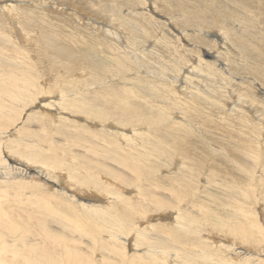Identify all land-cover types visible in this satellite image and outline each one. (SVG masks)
<instances>
[{"label":"rangeland","instance_id":"rangeland-1","mask_svg":"<svg viewBox=\"0 0 264 264\" xmlns=\"http://www.w3.org/2000/svg\"><path fill=\"white\" fill-rule=\"evenodd\" d=\"M10 1L15 0H0V5L9 4ZM53 1L55 0H34L32 2L35 4H32L31 0H22L20 4L14 3L17 5L13 12L16 29L0 11V72L8 74L10 71H14L17 74L19 71H30L32 76H29L35 88L42 91L39 93V100L30 97L31 104L24 105L21 103L22 105H18V108L11 109L12 118L7 120L4 118L6 115H0V133L8 132L6 138L5 135L2 136L4 138L0 136L1 152L4 148L3 156L8 155L10 149L12 151L19 149L23 152L22 155L15 154L19 160L25 158L23 154L32 153L30 148L15 146L16 143L14 144V142H17L15 140L17 137L35 141L36 149L34 152L38 155L37 159L41 160L49 156L46 160L48 166H58L57 169L60 172L68 173L74 181L80 173L82 179L85 176L84 179L86 178L90 188L95 187V191L101 187L98 181L100 177L107 178L111 182L109 185L106 184L107 186L117 185L120 190L131 192V195H138L142 191L145 198H150L154 202H161L167 209H171L172 212L175 211L172 215L180 210L181 215L190 214L192 219H196L199 224L205 226V229L214 232L212 234L214 241H216L217 235L224 242H234L236 249L234 253H244L245 250H248L247 246L242 245L245 241L238 235L240 231L238 222H242L246 217L237 216L236 218L234 213L228 210V203L234 205L238 201L240 202L238 204L242 206H245L247 202L256 205L260 200L252 211L264 215V180H262L263 182L260 180L262 179L261 174H264V153L261 150L260 136L252 138L248 134V125L246 124L250 125V116H252H249V105L247 103V105L236 104L237 108L233 115L241 113L240 109H242L246 113L247 119L234 118L230 113L225 114L230 106L228 98L225 97L227 90H212L213 95L219 91L218 94L223 98H218V104H213V107L211 103L196 102L197 100L191 99L190 96H185L186 91L179 90V84L182 85L184 80L181 79L180 83H177L176 77H173L176 75L173 73L164 75L168 81L170 79L171 86L168 90L166 88L163 90L162 82L158 81L164 79L163 76L161 79L154 80L151 73H147L153 67L156 68V72H159V69L157 66H146L145 63L149 60L154 64L153 59L161 57L166 63L167 51L174 49L175 54H177L183 48L180 56L187 64L191 63L192 65L193 62L194 65L199 54L203 58L205 56L200 51L201 48L202 50L209 49L210 54L214 53L213 55L217 57L215 51H222L223 49L215 47L212 42L215 37L212 38L211 36L214 33L220 36L226 35L224 37L227 38V45L234 51L241 49V53L244 54L240 61L246 63L238 64L237 67H233L232 62L228 65L233 69L235 68L233 72V74L235 73V80L232 83H241L242 77L245 78L250 73L248 69L250 65V67H254L258 63H263L253 58H257V53L260 52L264 57V49H262V47L264 48V0H157V4L160 3L157 8H153L151 0H56L59 2L53 8H43L42 3L46 2L51 5ZM70 2H74L79 8L87 12L88 19H85L84 16V19L79 21L75 16L71 17L72 13L69 12L68 5H66ZM64 5L67 8L62 10ZM26 12L29 13L27 17ZM100 19L107 25L113 19V22L120 25L125 33H128L135 41H138V44H141L137 45V48L131 47L128 50L138 60L137 65L132 56H127L126 52L119 49V44L105 40L102 33L93 30V27L89 25V23L94 25H96L95 22L100 23ZM202 31H207L210 35L205 36ZM176 33L178 34L177 37L174 36ZM25 34L31 35L32 39L24 40L22 37H25ZM155 39H159L163 47L154 46L153 40ZM257 42L260 43L258 47L255 46ZM178 43H181V48L178 47ZM116 45L119 46L116 48ZM164 45H167L168 49ZM221 46L223 47V45ZM139 47L143 49L145 47L146 53ZM148 51L152 53L147 54ZM18 53H22L28 59L19 57ZM221 58L219 57L220 63H225L224 57ZM229 58H233V54ZM211 59L205 56V60L212 62ZM187 64L184 71L189 72L190 64L188 67ZM245 64L247 65L244 67ZM27 65L29 68L25 67ZM141 66L144 68L141 69ZM261 66H264V63ZM73 74L82 76L79 82H75ZM52 79L59 82L60 88L65 94L76 93L77 91L87 101L88 105L82 106L83 104L77 103L78 108L69 107V104H66L65 112L61 111L64 118L57 117L54 119L52 117L53 111L49 107H41L43 104L41 100L47 103L53 99L54 95L51 94L53 90ZM42 82H47V84ZM187 86L190 87V85ZM128 88L134 89L150 102L162 107H152L139 98L131 97L132 95L127 93ZM252 90L258 92L257 88H252ZM226 98V102L223 101ZM193 105L196 108H193ZM86 108H89L88 112L92 113L91 116L93 114L97 116L93 122L87 121L85 117L87 114L84 112ZM223 109L225 112L222 111ZM100 121L106 122L105 124L112 128H117L118 131H125L126 134L135 138L136 145H132L130 151H135V155H127L130 145L126 147V144L118 137L106 134V131L103 132L99 126ZM242 131L243 133H241ZM145 143L149 144L146 146ZM207 143L218 146V148L211 151L207 148ZM46 144H49L48 148H46ZM40 145L45 148L46 152L41 150ZM219 147H222L224 151H220ZM153 148L157 150L160 148V150L154 154ZM164 153L165 155L161 156ZM59 154L63 160L60 159ZM183 156H186V160L182 161ZM112 159L114 161H111ZM228 161L230 164L227 163ZM15 162L18 163V160H12L10 163ZM34 165L36 167V164ZM187 166L193 167L191 171L195 175L194 179H191L190 175L188 177L187 173L189 174V172L185 169L188 168ZM240 168H247L248 172L245 174ZM179 173L191 179V187H195L196 191L193 192L190 190L191 188H186L182 182L180 185L176 183L177 186L174 184L175 182L173 183V177H177ZM205 173L211 179V182L207 184L202 181L206 178ZM262 177L264 179V176ZM100 180L102 179L100 178ZM74 184L77 185L76 182ZM4 186L7 189L10 188L9 190H17L15 182L12 181L7 182V184L5 180L0 181V187ZM35 187L36 184H33L32 187V183H29V189L25 191L29 193L36 190V192H40L42 198H46L50 203H53L54 199H58L67 205L68 210L73 211L75 205L70 203L69 199L54 194L53 189L56 187L52 186L51 188L43 185ZM70 189L75 192L77 190L72 187ZM251 189L254 191L253 194ZM242 190L247 192L245 197ZM207 191L212 197L205 194ZM108 192L103 190L94 194L105 197ZM127 196L130 195L127 194ZM127 196L126 198H128ZM6 198H9L8 194L0 191L2 203ZM32 200L34 201V199ZM106 202L108 201L106 200ZM118 203L114 199L110 204L112 209ZM198 206H207L211 212L214 210L213 215L210 212L211 215L208 212L204 214L206 211L202 208V213H198ZM223 207H226L227 210L224 208L225 210L222 211ZM6 211L10 212L9 210ZM157 215H152L150 217L152 220L147 223L139 216H134L130 220H121L123 226H126V221L134 224L130 231L132 235L127 237L129 242L125 247L127 255L126 258H123L124 262L120 261L122 258L120 252L112 253L114 249L112 246H100V243L94 245L88 238L79 237L75 234L67 239V247L72 254L62 256L61 264H70L74 258L80 256L88 259L84 264H139L140 260L136 258L138 255L142 256V262L149 264L145 256L136 253V251L141 252V250L152 245L147 244L148 235H152V239H156L157 244L155 246L160 247L159 249L179 248L181 250L178 258L170 257L168 264H181L182 262L178 259L183 257L184 253L197 258L201 249L203 251L207 249L209 252V260L205 262L207 264H227L229 261L230 264H237L240 259V257H230V255L226 257L219 254L211 239L206 236L208 233L206 234L205 231L200 236L193 233L178 232L177 230H174L173 233L171 231L173 228H170L166 223H161L166 220L159 219ZM217 215L223 216L227 221L217 219ZM78 216L89 221L87 217L81 214ZM33 217H36L35 224H31L33 228L25 238L26 243L24 244L29 247L38 245L40 241V237H38L39 228L44 232L46 229L52 235L57 233L60 236L58 230L52 227L51 219L48 218L45 221L43 217L37 214ZM103 218L105 221L107 220L104 215ZM208 218L213 220L210 221ZM249 218L251 221L254 220L252 217ZM170 221H173V218ZM37 222L43 223L44 226ZM262 222L264 224V221ZM146 224L150 226V230L144 231L145 233L142 234L146 237L141 238L137 231L143 230ZM123 226L120 225V227ZM124 230L127 231L126 228ZM92 232L95 231L92 230ZM173 237L176 239L174 244L170 245L169 240ZM3 238L7 241L6 249L9 251L0 258L3 261L15 263L12 257L23 253L26 247L9 244L15 237L3 235ZM179 239H182L183 243L176 247ZM102 241L104 239H100L99 242ZM186 241L187 246L185 247ZM190 241L194 245L188 249L190 248ZM100 247H105V250L100 249ZM116 249L121 250V247L116 246ZM188 250L193 251L189 252ZM11 251L14 252L13 255H11ZM240 256L243 255L240 254ZM258 257L264 264V252ZM157 264L166 263L158 262Z\"/></svg>","mask_w":264,"mask_h":264},{"label":"bare ground","instance_id":"bare-ground-1","mask_svg":"<svg viewBox=\"0 0 264 264\" xmlns=\"http://www.w3.org/2000/svg\"><path fill=\"white\" fill-rule=\"evenodd\" d=\"M32 1H34V0H31V3L35 4ZM60 1H62V0H60ZM57 2H59V1L55 0L52 2L51 5L47 4L45 2V3H42V5H43V8L44 7L45 8L46 7H52L53 8ZM14 3L20 4V3H22V0H15L12 2L10 1L9 4L0 5V11L5 16V19L9 23H11L13 27H14V18H13L14 13L13 12L16 10V6H17ZM151 3H152L151 5L153 6V8H157V6H160L159 5L160 3L157 4V0H151ZM66 5H68V8H67V6L65 7V5H64V8L62 7V10H65V8L69 9V12L72 13L71 17L75 16L79 21L83 20L84 16H85V19H88L87 12L83 11L82 8H79L74 2H72V3L70 2ZM28 15H29V13H27L26 17ZM95 23H96V25H94L93 23H89V25H91L93 27V30L102 33L104 35L105 40H111L112 41L111 43L119 44L120 45V46L118 45L120 47L119 49L126 52L127 56H132L128 51L131 49V47L137 48L139 45H141L140 43L138 44L137 43L138 41H135L133 39V37L129 36L128 33H125L122 30V28L120 27V25H117L116 23H114L113 19H111V21L108 22V25L104 24V22H102V20L100 23H98V22H95ZM136 27H138V26H136ZM14 28L16 29V27H14ZM203 33L205 34V36L210 35L207 31H205ZM182 34H183V32H182ZM177 35L178 34L176 33V35H174V36L177 37ZM24 36L25 37H22L24 40L29 41L32 39V36L29 34H25ZM224 36H226V35L220 36V35H217L215 33L213 34V36H211L212 38L215 37L212 40L215 47L223 49L222 51H220V50L215 51L217 57L213 55L214 53L210 54L211 52L208 51L209 49H207V48L204 50H202V48H201V50H200L203 55L212 58L211 59L212 62L205 60V56L203 58V56H201L199 54L198 57L196 56L197 58L195 60L194 65L192 62V65H191V63H189L190 66L188 67L189 64H187V62L180 56V53L183 52L182 51L183 48L180 50L178 49L179 51L177 52V54H175V51L173 49V51H171V50L167 51L168 53L165 56V58L167 59L166 63L163 62V60L161 59L162 57L157 58V59H153L154 64H152V62H150L148 60V62H146L145 65L147 64L146 66H149V65L157 66V69H159V72H156V68L153 67V69L152 70L149 69L147 71V73L148 72H149V74L151 73L154 80L155 79L158 80L159 78L161 79V77L163 76L162 77V78H164V79H162L163 81L158 80V81L162 82L161 87L163 88V90H164V88H166V90H168V88L171 86L170 85V83H171L170 79L168 81V79L166 77H164V75H168V73L175 74L176 76H173V77H176L177 83H180L181 79L184 80L181 83L182 85L179 84V88H180L179 90L186 91L187 93L185 96H187V95L190 96L191 99H193L195 101L197 100L196 102H198V101L204 102V104L205 103H211L212 107H213V104L214 105L218 104V102H219L218 98H220V99L222 98L221 95L218 94V93H220L219 91H218V93L213 95V93H211L212 90H222V89L227 90V92L225 93V97L228 98L230 106H229V110H227V112L225 114L230 113L231 115H233V112L236 111V108H237L236 104L245 105L247 103L249 105L248 109L250 111L249 116L252 115V116H250L251 117L250 125L246 124V125H248L247 126L248 127L247 128L248 134L252 138H255L256 136H260L261 150H262V153H264V88H263V86H264V66H261L264 63V61H263L264 57L261 55V52L257 53V56H256L257 58H253V59H255L256 61H259V62H263V63L260 64L257 62L258 64L256 66L253 65L254 67H250L251 65L250 66L248 65L249 66L248 69H249L250 73H248V75L245 78L242 77L241 83H238V84L232 83V81L234 82V80H235V77H234L235 73L233 74L235 68L233 69V67H235L236 65L238 66V64L241 65L243 62H245V61H243V62L240 61L242 58V55H244V54L241 53L240 48H239L240 50H238V51H234L232 48H230V46H228L226 43L227 38ZM178 39L180 42L179 37H178ZM153 44H154V46H156L158 48L163 47L162 46L163 44L160 42L159 39L153 40ZM180 44L178 43L179 48H181ZM259 44L257 42V43H255V46L258 47ZM55 45H56V43H55ZM221 45H223V47ZM118 46L116 45V48ZM145 46H147V45H145ZM164 46L166 49H168L167 45H164ZM139 48H141V47H139ZM141 49L144 50L145 47H144V49L143 48H141ZM242 49H243V47H242ZM262 49H264V48L262 47ZM160 51H161V48H160ZM145 53H146V51H145ZM149 53H152V52L148 51L147 54H149ZM254 53L252 54V56L254 55ZM231 54H233V58L230 59L229 56ZM263 54H264V52H263ZM17 55L19 57L21 56L22 58L28 59L22 53H18ZM211 55H213V56H211ZM219 57H222V58L224 57L223 61H225V63L224 62L220 63ZM135 58L136 57L132 56L134 63L137 65L138 60ZM154 58H155V56H154ZM139 59H141V58H139ZM244 59H245V57H244ZM231 62L234 64V66L232 64L233 67L228 66L229 63L231 64ZM186 64H187V67L190 69L189 72L187 70L184 71ZM246 65L247 64H245L244 67ZM28 66L29 65H27L25 67H28ZM140 68L142 69V68H144V66H141ZM29 72L30 71H26V70H25V72L19 71V73H17V74H15L14 71H10L8 74L0 72V115H6V116H4V118H6L7 120L10 119V117H11L10 112H11V109L12 110L14 109V107H17L21 103H24V105L25 104H27V105L31 104L30 97L37 98L39 100V93H42V91L39 88H35L34 83H32V81L30 79L31 78L30 76H32L30 74L31 72L30 73ZM73 75H74L75 82H79L80 78H82V76H80V75L79 76H76V74H73ZM178 75H179V77H178ZM42 83L47 84V82H42ZM51 83L53 84L52 88L54 90L53 91L51 89L52 90L51 94L54 95L53 99L50 98L51 100L47 103L46 102L44 103V101L41 100V102L43 103V104H41L42 105L41 107L42 108L43 107H45V108L49 107V109L51 111H53L52 117L54 119L57 117L64 118L62 115L63 112H61V111L65 112V107H66L65 105L66 104H69V107H78L77 103L83 104L82 106L88 105L87 101L84 100L83 96H80L79 93H77V91H76V93L65 94L61 90L58 81H55L52 79ZM187 85H190L191 88L188 87ZM256 85H258V86L256 87ZM186 86L189 89H187ZM43 88H44V86H43ZM252 88H254V89L257 88L258 92H256V90L254 92L252 90ZM166 92H168V91H166ZM127 93H129L130 96L132 95L131 97H133V98H139V100L145 101L147 104L149 103L150 106H152V107H158V105L150 102L148 99L141 96V94H138L134 89L128 88ZM221 93H223V92H221ZM56 96L57 97L59 96V97L57 98ZM40 98H43V97H40ZM227 98L224 99L223 101L227 100ZM192 103H194V102H192ZM193 106H194L193 108H196L195 105H193ZM160 107H162V106H159L158 108H160ZM89 108L84 109V112L87 114V115L85 114L86 115L85 117H86L87 121L93 122L94 120H96L97 116L94 114H93V116H91L92 113L88 112ZM179 109H180V107H179ZM240 110H241V113L239 112V113H237V115L234 114L233 115L234 118H241L242 120L247 119V117L245 115L246 113L242 109H240ZM222 111L225 112L224 109ZM94 113H97V111H94ZM170 114H172V113H170ZM4 122H5V119H4ZM105 123H103V122L100 123L99 126H100L101 130H103V132L106 131V134H111V135L118 137L123 143L126 144V147H128V145H130L129 146L130 148L128 150L127 155L128 156L135 155V153H136L135 151L130 152L132 150L131 149L132 145H136L137 141L135 140V138H132L130 135L126 134L127 132L118 131L117 128H112ZM189 126L191 127V125H189ZM7 131H9V130H7ZM135 133L136 132H134V134ZM241 133H243V131ZM3 135H5V138H6L7 137L6 135H8V132L0 133L1 137ZM2 138H4V137H2ZM15 140L17 141V142H14V144L16 143V145H15L16 147L22 146L25 148H30L32 150V153L23 154V157H25V158H22L19 160V158H16L15 154L22 155L23 152H21V150L18 149V150L12 151V149H10V150H8V155L3 156L4 148H2L3 150L1 152V147H0V164H1L0 165V181L3 182L5 180L6 184L9 181L15 182L16 188H17L16 191H13V190H9L10 188H8V189L5 188V186L0 187V191L5 193V194H8V197H9V198H6L5 200L3 199L4 203H2V200H0V256H2L4 253L9 251L6 249L7 241L3 238V235L15 237L14 239L11 240V242H9V244H12L13 246L20 245L21 247H26V248H24L23 253H20L19 255L12 257V259L15 261V263L9 262V261L6 262V261H3L2 258H0V264H61L62 256H70L72 254L71 251L68 250L67 239H68V237H71L72 235H75V234L78 235L79 237L88 238L91 241V243H93L94 245L100 243V246L101 245L112 246L114 248L112 253L116 254L117 252H120L122 255V258L120 259V261L124 262L123 258H126V255H127V252L125 251V247H126V244L129 242L127 237H129V235L131 234L130 231L133 229L134 224L132 222L126 221L125 222V225L127 226L126 227V226H123L121 224L122 223L121 220L122 219L123 220H126V219L130 220L134 216H139L141 219L146 221L145 223H147L148 221L152 220V219H150V217L154 214H158L157 216L159 217V219L166 220L165 222H161V223H166L170 226V228H173L171 230L172 232L174 230L175 231L177 230L178 232H187L188 234L193 233V234H197V236H200L203 233V231H205L206 234L208 233V235H206V236L211 239L212 244L217 249L219 254H223L226 257L229 255H230V257H236V258L240 257L237 264H262V261H261V259H259L258 256H259V254L262 255L264 252V224L262 222V221H264V215L262 213H259L256 211H254V212L252 211L253 207H255L260 202V200L256 205H254L252 202L251 203L247 202V204H245V206L238 204V203H240L238 201H236V203L234 205L228 203L229 204L228 210L229 211L231 210V212L234 213V214L233 213L232 214L234 216H236V218H237V216H242L243 218L244 217L248 218V219L244 218L245 220H242V222H238L240 231L237 229L239 231V233H238L239 237H241L245 241V243L241 242L242 245L247 246L248 250H245L244 253H242V252L234 253V251H236V249L234 248L235 247L234 242L233 243L232 242H224L217 235L215 237L216 241H214V239L212 237V234L214 232H211V231H208V229H205V226L203 227L201 224H199V222L196 219H192V216L190 214L184 213V215H181V213H180L181 210H180V211H177L176 213H174L175 215H172L173 212H175V211L172 212L171 209H167L163 205V203H161V202H154L150 198H145L144 193L142 191L140 192L141 195L140 194L131 195V192H127L125 190H120L119 186H117V185L112 186V187L107 186V185L111 184V182L109 180H107V178L105 179L104 177H100L102 180H100V178H98V181H99L101 187L98 191H95L94 190L95 187L93 186L94 188H90L88 185V181L86 180V178L84 179L85 176L82 179V177H81L82 175L80 173H79V175H77L78 177L77 176L75 177L76 180L74 181V179L71 178L68 173L63 174L62 172H60L57 169L58 166H48L46 160L49 158V156L48 157L43 156L45 158H42V159L40 158L41 160H38L37 159L38 155H36L34 152V150L36 149L35 141H29L28 139H24L21 137H17ZM24 142H25V144H24ZM146 144H149V143H145L144 145H146ZM207 145H208L207 148H209L211 151H214L218 148V146H214V145H211L209 143H207ZM42 146H41V150L46 152L45 148H43ZM45 146H46V148H48L49 144H46ZM222 147H219L220 151H224V149ZM159 150H160V148H159ZM159 150L153 148L154 154L155 153L157 154L159 152ZM25 152H27V151H25ZM164 152H166V151H164ZM183 152H184V149H183ZM9 153H13V154L10 155ZM124 153H125V151H124ZM221 153H223V152H221ZM164 155H165V153L161 156H164ZM59 157L61 160H63V158L61 157L60 154H59ZM104 157H101V158H104ZM223 157H224V154H223ZM108 159H110V158H108ZM12 160H18V163L15 162V163L11 164ZM181 160L182 161L186 160V156H183V159L181 158ZM111 161H114V159H112ZM227 163H229V161ZM34 164H36V167ZM33 165L35 167L34 170H32L34 168ZM185 169L188 170V172H189V174L187 173L188 177L190 175L191 179H194L195 175H193V171H191V169H193V167L192 168L188 167ZM195 169H196V167H195ZM240 169L242 170V172H245V174L248 172L247 168H240ZM185 173H186V171H185ZM262 176H264L263 173L261 174V178H262V179H260L261 181L264 180ZM188 177L186 175H183L182 173L181 174L179 173V175L177 177H173L174 178L173 183L175 182L174 184L177 183L178 185H180L182 182L186 186V188H189V189L191 188L190 190H192L194 192V191H196V189H195V187H191V183H190L191 179H188ZM205 177L206 178L204 180H202L204 183L207 184V183L211 182V179L209 178V175L207 173H205ZM197 178L199 179V177H197ZM74 182H76L77 185H75ZM29 183H32V187H33V184H36V187H38L40 185H43L46 187H51V188H52V186L56 187L53 189L54 194L56 196L58 195L62 198L69 199V202L75 205L73 211L68 210L67 205L58 199H54L55 202L53 200V203L52 202L50 203V201L47 200L46 198H42L40 192H36V190L28 193L25 190L29 189L28 188ZM177 184H176V186H177ZM85 186H87V187H85ZM245 186H246V184H245ZM70 187L75 188V190L77 189L76 192L71 190ZM246 188H248V187H246ZM103 190H105L106 192L109 191L108 192L109 195L107 194V196L102 197V196H97L96 194H94V193L98 194ZM246 190H242L244 197H245V195H247V192H244ZM222 191H223V189H222ZM251 192L253 194V192H254L253 189H251ZM263 192H264V190H263ZM127 194L130 196H127ZM205 194L209 197L210 196L212 197V195L209 194L208 191ZM22 196H27V197H22ZM126 196L128 198H126ZM249 196H248V198H249ZM262 196H263V194H262ZM214 197H216V196H214ZM226 197H228V196H226ZM216 198L220 199L218 197H216ZM32 199H34V201ZM114 199H116L119 203L117 204V206H115L114 209H112V205H110V204L113 202ZM175 199H176V197H175ZM106 200L109 203L106 202ZM49 203L52 205L50 206ZM1 205H3V206H1ZM214 207H215V205H214ZM244 207H247V209H244ZM104 208H108V209H104ZM197 208H199L198 213H202V209H204V211H206V212H204V214L207 212L208 213L210 212L212 214V212L214 211L213 210L211 212L209 210V208H207V206H200V207L198 206ZM215 208H217V207H215ZM224 208L226 209V207H223L221 210L222 211L225 210ZM6 210H9L11 213L6 211ZM221 210H220V212H221ZM110 211H111V213H110ZM257 211H259V210H257ZM210 213H209V215H211ZM36 214L38 216L43 217L45 221L48 218L51 219V223L53 225L52 227H54L55 229L58 230V233L60 234V236H58L57 233H54L55 235H52L50 233V231H48L46 229H44L45 230V232H44L42 229L40 230V228L38 227L39 228L38 237H40V241H39L38 245L29 247L28 245L24 244V243H26L25 238L30 234V232L33 228L31 226V224H35L34 220H36V217H33V216ZM79 214H81L84 217H87L89 219V221L86 219H83L81 216H78ZM103 215L107 218L106 221L104 220ZM214 215H216V213H214ZM220 215H222V213H220ZM220 215L219 216L217 215L216 218L223 220V221H227L226 219H224L223 216H220ZM249 217H252V219H254V220L251 221V219ZM171 218H173V221H170ZM208 220H210V219L208 218ZM211 220H213V219H211ZM37 223L44 226L43 223H41V222H37ZM86 224H88V225L86 226ZM120 225L123 226L124 228H126L127 231H125L123 227H120ZM145 226L146 227L143 230L137 231L140 234L141 238L146 237L145 235L142 234V233H145L144 231L150 230V226L148 224H146ZM203 228H204V230H203ZM92 230L95 232H92ZM20 233H22V234H20ZM18 234H20V235H18ZM151 236L152 235H148V243L147 244L148 245L152 244V245H149V247L147 249L141 250V252L136 251V253H139V254L145 256L147 258V261L149 264H157L158 262L168 264V262L170 261V257L178 258L179 252L181 251L179 248H171V249L164 248L163 250L159 249L160 247L155 246L157 244V241H155L156 239L155 240L152 239ZM206 236H205V238H206ZM100 239H104V241L99 242ZM175 239H176V237H173L172 239H170L169 244L170 245H172V243L174 244ZM151 240H153V241H151ZM233 240L235 241V239H233ZM162 241L165 242V240H162ZM220 241H222V242H220ZM28 242H30V241L28 240ZM182 243H183L182 239H179V241L176 243L175 246L178 247V246L182 245ZM193 245H194V243L192 241H190V248H188V249H191ZM116 246H120L121 250H117ZM186 246H187V241L185 242V247ZM100 249L105 250V247H100ZM188 251L192 252L193 250H188ZM208 253L209 252H207V249H206V251H203L201 249L199 251V255H197V258L191 254H185L184 253L183 257H181L178 260H180L182 262L181 264H207L205 262L209 260L208 259ZM13 254H14V252L11 251V255H13ZM240 254H242L243 256H240ZM184 257H186V258H184ZM136 258L138 260H140L139 264H145V262H142V260H141L142 256L138 255V256H136ZM159 258H161V259H159ZM87 260H88L87 258L84 259L83 256H80L78 258H74L70 262V264H84ZM132 261H134V259H132ZM227 264H230V261Z\"/></svg>","mask_w":264,"mask_h":264}]
</instances>
